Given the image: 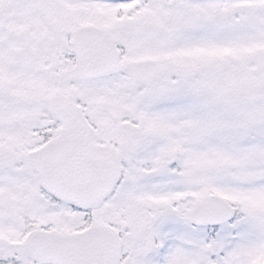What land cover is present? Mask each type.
Instances as JSON below:
<instances>
[{
    "label": "rangeland",
    "instance_id": "374dc122",
    "mask_svg": "<svg viewBox=\"0 0 264 264\" xmlns=\"http://www.w3.org/2000/svg\"><path fill=\"white\" fill-rule=\"evenodd\" d=\"M0 21L15 30L51 26L56 37L28 80L7 66L19 40L0 34V90L9 88L0 93V153L43 145L57 125L49 98L66 94L98 127L96 140L121 139L115 126H134L128 138L138 157H127L122 185L100 207L126 227L125 264H264V0H0ZM84 23L109 29L123 70L67 84L49 66H73L69 38ZM14 83L29 84L30 94L35 83L39 105L9 97L21 93ZM8 159H0L1 243L20 241L16 211L64 233L84 225L86 213L46 194L41 180L23 190L26 176L12 173ZM136 161L154 162L155 171ZM212 193L235 207L236 219L192 227L188 211Z\"/></svg>",
    "mask_w": 264,
    "mask_h": 264
},
{
    "label": "water",
    "instance_id": "95a60500",
    "mask_svg": "<svg viewBox=\"0 0 264 264\" xmlns=\"http://www.w3.org/2000/svg\"><path fill=\"white\" fill-rule=\"evenodd\" d=\"M3 27L5 24L0 23V31ZM70 45L78 64L74 71L62 75L65 81L95 79L122 69L118 48L94 26L75 30ZM50 110L61 121L62 129L59 137L34 152L42 188L79 210L97 208L110 198L120 181L117 162L93 145L92 129L77 105L54 97ZM234 217V208L214 194L197 202L188 214L192 225L207 227H219ZM26 247L41 264H121V241L105 224L75 234L34 232Z\"/></svg>",
    "mask_w": 264,
    "mask_h": 264
},
{
    "label": "flooded vegetation",
    "instance_id": "af4514ba",
    "mask_svg": "<svg viewBox=\"0 0 264 264\" xmlns=\"http://www.w3.org/2000/svg\"><path fill=\"white\" fill-rule=\"evenodd\" d=\"M47 29L45 32H40L39 29L36 27H26V28H21L18 30H15L13 28L5 27V31L0 33L4 34L6 33L7 36L9 37H15L19 40L20 44L17 49L13 50V53L16 55L15 59H12L11 61L7 62L8 70L9 69H17L20 68V71H26L24 72L26 79L29 80L30 76L34 77L35 75H39V64H40V59L46 56V49L45 46H55L56 45V37H53L51 34L52 28ZM41 36H45L42 41ZM38 50V53L36 52ZM55 66V67H54ZM49 66L51 69L52 68H57L58 66ZM76 66V61L75 64L69 68L68 70H71ZM63 71V70H62ZM66 71V70H65ZM61 73V72H60ZM60 73H55L54 75L60 74ZM8 85V83H5ZM13 86L17 87L21 93L17 92H11L10 96L12 99H15L18 101V103L22 106L30 107L31 105L36 107L39 105V99L35 97L34 94V89H35V83L32 84V89L33 93L30 94V86L29 84L25 85V83L18 84L14 83ZM9 92V88H6L4 91L0 90V93H6ZM25 93L27 95H25ZM30 95V97H29ZM152 108V105L150 106ZM29 111V110H28ZM127 113V111L125 110ZM125 120V119H124ZM51 121V120H47ZM119 120V122H121ZM36 122H39L36 119H26V120H19L18 125H34ZM126 122V121H124ZM115 128L120 131L123 136L121 139L117 140H110L106 142L104 139L101 140L98 138L96 140L94 138V141L98 145V148L101 151L107 152L108 154H111L118 162L120 171L125 177L124 171H128V165L126 164L127 157L130 158L131 154H134L136 157L138 155L135 154V150H133V147L131 144L133 143L130 137L131 135V130H134V126H127V125H117ZM130 128V129H127ZM94 133V132H93ZM151 138H153L154 134L150 133ZM138 153H142L143 151L138 147ZM11 160L13 162V167L11 169L12 173H23L21 175H25L26 178L24 179L25 181L23 182V190H28L32 188H35L37 185V181L39 179L38 173H37V158L33 155V153L30 152H21L20 154L18 152H4L0 153V159H7ZM155 163H143L141 164L140 161H136L135 165L137 166V169L139 167L140 171H146L147 174H151V170ZM31 169L29 168V166ZM153 166V167H152ZM4 172V170H0ZM33 171H35L33 173ZM37 181H35V179ZM124 180V178H123ZM40 184L38 183L37 186V195L40 193ZM38 195V197H39ZM38 203V201H34V204ZM33 205V203H31ZM16 209V208H14ZM74 211V210H73ZM18 215L23 214V217H21V222H20V231L17 233V238H20V241L18 242H10V243H1L0 244V264H23L20 254H25L26 255V263L27 264H40L37 258L30 252L26 247H25V240L30 235L31 233L35 231L42 230L41 225L39 222L36 221L35 218L26 215L25 211L21 210V213L16 211ZM76 212V211H74ZM7 217L4 214L3 219L5 220ZM108 224L112 230L122 239V244H123V254H122V264H125L129 253L124 252V239L123 237L125 236V226H122V224L118 223V221H112L111 219H108L103 216V212L99 209L96 210H89L86 212V217L84 221V225L82 226L81 231H84L94 225H101V224ZM127 225V224H126ZM128 226V225H127ZM1 232V231H0ZM0 239H2L0 235Z\"/></svg>",
    "mask_w": 264,
    "mask_h": 264
},
{
    "label": "trees",
    "instance_id": "16d2710c",
    "mask_svg": "<svg viewBox=\"0 0 264 264\" xmlns=\"http://www.w3.org/2000/svg\"><path fill=\"white\" fill-rule=\"evenodd\" d=\"M59 133H60V128H59V126H56V127L52 128L51 132H49L48 137L54 138V137L58 136Z\"/></svg>",
    "mask_w": 264,
    "mask_h": 264
}]
</instances>
